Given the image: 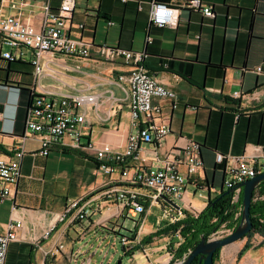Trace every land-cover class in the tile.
<instances>
[{
    "label": "crops",
    "instance_id": "1",
    "mask_svg": "<svg viewBox=\"0 0 264 264\" xmlns=\"http://www.w3.org/2000/svg\"><path fill=\"white\" fill-rule=\"evenodd\" d=\"M185 1L76 0L68 26L71 36L88 42L145 50V68L175 90V107L168 99L154 100L161 104L160 120L169 125L170 132L157 149L147 143L132 163L155 167L172 146L184 144L187 138L198 141L204 166L194 182L187 184L180 201L186 211L197 214L225 190L226 161L218 163L216 154H254L256 145L264 143V0H202L215 12L211 17L199 9L185 7ZM152 2L177 5V25L151 24L149 13L157 6ZM45 3L46 0H0L3 13L21 15L35 27L40 25ZM59 3L60 0H50L53 9ZM108 20L114 23L110 25ZM80 23L83 27L78 26ZM148 35L151 41H147ZM10 47L0 38V155L6 158L13 157L25 128L24 110L19 106L25 96L19 87L33 81L28 57L32 52L27 51L20 61H9L1 52ZM104 63L83 60L79 73H63L75 77L71 81L66 78L71 86L103 94L98 110L83 107L85 122L80 127V143L90 139L96 146L107 143L121 151L127 134L135 128L126 94L110 80L128 66ZM56 86L63 92L76 91L59 83ZM110 90L121 100L120 106L108 99ZM69 142L70 136L65 135L61 144L43 154L38 135L23 139L25 153L17 185L0 199V233L6 232L10 221L21 222L19 239L9 243L5 264H91L96 242H105L110 232L118 236L125 232L119 224L125 218L116 214V205L106 201H101L100 211L86 219L71 221L69 214L59 219L69 199L97 188L106 179L96 172L95 155ZM241 192L242 188L237 201ZM135 220L132 229L141 223L139 241L149 234H154L151 240L171 237L154 233L171 222L162 216L158 204ZM221 226L233 228V224ZM234 242H248L251 263L264 264L262 235L255 232ZM136 246L139 247L130 259L143 254L141 250L149 245L139 242Z\"/></svg>",
    "mask_w": 264,
    "mask_h": 264
},
{
    "label": "built area",
    "instance_id": "2",
    "mask_svg": "<svg viewBox=\"0 0 264 264\" xmlns=\"http://www.w3.org/2000/svg\"><path fill=\"white\" fill-rule=\"evenodd\" d=\"M75 2L76 0H60L58 7L53 9L50 0H46L39 27H35L21 15L3 13L0 6V38L11 46L1 54L8 59H20L25 57L27 51L32 52L31 89L36 93L27 108L24 133L21 142L15 147L13 157L0 155V199L7 197L11 187L17 185L21 174V159L25 153V137L38 135L41 140L40 152L46 154L54 146L61 144L64 136L68 135L72 147H82L95 155L96 172L105 175L106 179L97 188L69 199L59 219H64L68 214L71 221L86 219L93 212L100 211L101 201H106L117 206L118 216L133 219L139 214L147 213L152 205L158 204L162 208V216L172 222L183 215L185 207L180 201L186 186L190 181L194 182L204 166L201 144L187 138L184 144L172 146L170 150L165 151L155 167L132 163L147 143L157 149L170 132L169 125L160 120L162 106L154 101L155 98L168 99L171 106L175 107L177 94L145 68V50L106 43L95 44L71 36L68 25ZM152 3L157 6L149 13L151 24L177 25V5ZM184 6L199 9L206 16L215 15L211 6L205 5L202 0H187ZM113 23V20H108V24ZM78 26L83 27V24ZM151 39L148 35L147 41ZM90 59L128 66L127 70L112 76L110 80V83H117L126 94L131 124L135 128L127 134L121 151L107 143L96 146L90 139L83 145L80 143V127L85 122L83 107L89 105L98 110L103 94L91 90L81 91L71 86L63 71L80 72L82 61ZM260 68L257 67L258 70ZM44 76L52 78L55 82L46 85L42 81ZM58 83L71 86L76 91L63 92L57 88ZM87 88L90 89L91 86ZM110 93L108 99L120 106L121 100L114 96L112 90ZM255 150L254 154H216L218 163L226 161L224 188L234 187L231 192L232 202L237 201L241 187L236 185L239 182L264 171V143L256 145ZM20 225L21 222L10 221L6 232L0 233V264H5L9 243L19 239L17 229ZM232 230L230 227L216 230L212 237H222ZM47 233L48 230L45 231V234ZM140 233L141 223L136 230L131 229L119 234V242L125 251L132 250L140 242ZM58 247H63V244L60 243Z\"/></svg>",
    "mask_w": 264,
    "mask_h": 264
},
{
    "label": "trees",
    "instance_id": "3",
    "mask_svg": "<svg viewBox=\"0 0 264 264\" xmlns=\"http://www.w3.org/2000/svg\"><path fill=\"white\" fill-rule=\"evenodd\" d=\"M167 3V2H161ZM9 61H20V59H8ZM30 64L33 67L32 62ZM33 82V81H32ZM32 83L27 87H19L20 94L25 96L24 100L20 99V105L24 110V117H26L27 108L29 107L33 96L36 94L31 89ZM19 107V108H21ZM25 123V118H24ZM224 190H221L216 196L210 199L207 205L199 213L193 214L184 210L182 216L178 219L169 222L161 230L157 229L155 234H170V240L179 242L177 246L171 244L168 250L171 252L172 259H181L184 253L188 252L198 242L200 236L203 235L209 238L210 234L216 231L222 224H233L235 228L241 220L242 210V193L239 196L237 202H232V193H226L221 195ZM257 193V197L255 196ZM238 208V216L235 215ZM250 215L252 220V229L244 234L249 236L251 233H259L264 238V179L258 184L257 188L253 191V200L250 205ZM177 233V235L175 234ZM154 234L143 236L140 239L141 243L149 242V239ZM173 243V242H171ZM250 244L245 242L244 246L239 251V255L248 249ZM139 246H134L132 250L125 251V254L132 255ZM220 248H217L213 255L214 264L219 257ZM190 264H199L198 256L194 257Z\"/></svg>",
    "mask_w": 264,
    "mask_h": 264
},
{
    "label": "rangeland",
    "instance_id": "4",
    "mask_svg": "<svg viewBox=\"0 0 264 264\" xmlns=\"http://www.w3.org/2000/svg\"><path fill=\"white\" fill-rule=\"evenodd\" d=\"M28 57H32V53L29 52ZM104 64H109V62H105ZM79 73V72H76ZM70 81L73 80V76H66ZM42 81L47 85H51L55 81L49 77H43ZM155 212H159L158 209L154 210ZM152 218V217H151ZM133 218H125L121 219L119 224L122 226L123 231L131 230L134 227ZM225 228L220 226L217 230ZM223 232H220V234ZM219 234V235H220ZM212 233L209 238H212ZM173 242V243H171ZM149 246H146L145 250H141L143 254L137 255L136 257H132L130 259V255L125 254L122 248L121 243L119 242L118 234L114 232H110L108 239L101 244L95 243L92 251L94 249V255L91 264H117L118 260H120V264H175L176 262L182 260L188 252L184 253L181 259H172L173 250H168L169 246L173 244L177 246L179 242L174 240L167 239H149V242L145 243ZM232 244H237V242L230 243L226 246L220 248L219 257L215 261V264H250L251 257L249 254V249H246L243 254L239 255V251L244 246L245 243L237 244L235 248L232 247ZM250 247V246H249ZM252 264V263H251Z\"/></svg>",
    "mask_w": 264,
    "mask_h": 264
},
{
    "label": "water",
    "instance_id": "5",
    "mask_svg": "<svg viewBox=\"0 0 264 264\" xmlns=\"http://www.w3.org/2000/svg\"><path fill=\"white\" fill-rule=\"evenodd\" d=\"M264 179V171L250 178L244 179L236 186L242 188V210L241 220L233 230L222 236L206 238L201 235L198 242L188 251L187 255L175 264H190L194 257L198 256L199 264H214L213 255L217 248H221L229 243L241 239L244 234L252 229V220L250 215V205L253 200V191L256 186ZM234 187L225 189L221 195L231 193ZM117 264H120L118 260Z\"/></svg>",
    "mask_w": 264,
    "mask_h": 264
},
{
    "label": "bare ground",
    "instance_id": "6",
    "mask_svg": "<svg viewBox=\"0 0 264 264\" xmlns=\"http://www.w3.org/2000/svg\"><path fill=\"white\" fill-rule=\"evenodd\" d=\"M242 193V192H241ZM228 245V244H227ZM226 246V245H225Z\"/></svg>",
    "mask_w": 264,
    "mask_h": 264
}]
</instances>
